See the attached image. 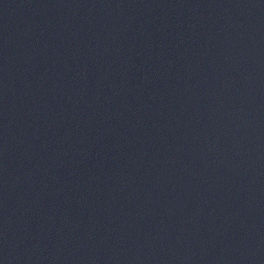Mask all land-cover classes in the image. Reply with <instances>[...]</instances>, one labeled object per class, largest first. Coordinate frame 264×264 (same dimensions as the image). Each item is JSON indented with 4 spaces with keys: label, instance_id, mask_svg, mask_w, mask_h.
I'll return each instance as SVG.
<instances>
[{
    "label": "water",
    "instance_id": "obj_1",
    "mask_svg": "<svg viewBox=\"0 0 264 264\" xmlns=\"http://www.w3.org/2000/svg\"><path fill=\"white\" fill-rule=\"evenodd\" d=\"M0 264H264V0H0Z\"/></svg>",
    "mask_w": 264,
    "mask_h": 264
}]
</instances>
